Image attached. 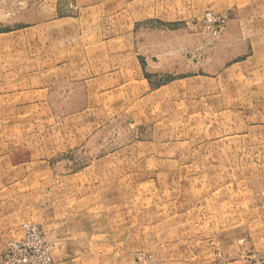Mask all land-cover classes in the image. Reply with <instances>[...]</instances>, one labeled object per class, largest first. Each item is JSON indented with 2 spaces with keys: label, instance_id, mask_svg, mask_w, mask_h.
Segmentation results:
<instances>
[{
  "label": "rangeland",
  "instance_id": "obj_1",
  "mask_svg": "<svg viewBox=\"0 0 264 264\" xmlns=\"http://www.w3.org/2000/svg\"><path fill=\"white\" fill-rule=\"evenodd\" d=\"M24 226L50 264H259L264 0H0V264Z\"/></svg>",
  "mask_w": 264,
  "mask_h": 264
},
{
  "label": "built area",
  "instance_id": "obj_2",
  "mask_svg": "<svg viewBox=\"0 0 264 264\" xmlns=\"http://www.w3.org/2000/svg\"><path fill=\"white\" fill-rule=\"evenodd\" d=\"M23 231V239L18 244L9 245V251L5 258L18 254L20 257L18 264H50V257L47 252L40 250L39 232L30 226H24ZM259 264H264V258L260 260Z\"/></svg>",
  "mask_w": 264,
  "mask_h": 264
},
{
  "label": "crops",
  "instance_id": "obj_3",
  "mask_svg": "<svg viewBox=\"0 0 264 264\" xmlns=\"http://www.w3.org/2000/svg\"><path fill=\"white\" fill-rule=\"evenodd\" d=\"M54 68V67H53ZM51 71H52V68H51Z\"/></svg>",
  "mask_w": 264,
  "mask_h": 264
}]
</instances>
